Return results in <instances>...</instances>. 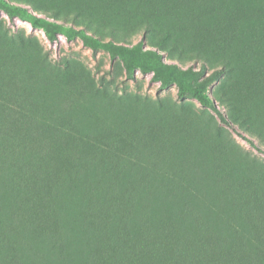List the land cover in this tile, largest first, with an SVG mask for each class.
<instances>
[{
    "label": "trees",
    "instance_id": "16d2710c",
    "mask_svg": "<svg viewBox=\"0 0 264 264\" xmlns=\"http://www.w3.org/2000/svg\"><path fill=\"white\" fill-rule=\"evenodd\" d=\"M22 1L42 15L6 0L0 8L44 27L51 40L61 32L138 58L142 41L133 49L119 41L142 31L182 59L264 83V0ZM68 82L23 37L11 43L0 34V232L20 245L26 261L15 264H264V168L247 171L249 193H232L217 156L204 167L184 151L188 137L179 153L168 151V131L157 132V146L111 126L106 142L93 138L75 116L96 90ZM241 90L230 92L241 99ZM40 91L55 108L41 104ZM192 92L229 122L200 89ZM249 95L246 102L261 94ZM202 137L212 140L205 128Z\"/></svg>",
    "mask_w": 264,
    "mask_h": 264
},
{
    "label": "rangeland",
    "instance_id": "374dc122",
    "mask_svg": "<svg viewBox=\"0 0 264 264\" xmlns=\"http://www.w3.org/2000/svg\"><path fill=\"white\" fill-rule=\"evenodd\" d=\"M6 1L42 15L41 11L32 9L22 0ZM0 34L11 43L23 37L32 51L41 52L52 69L66 74L73 89L96 90L97 98H86L82 111L75 116V124L81 131L91 125L92 137L106 142L104 131L111 126L114 133L123 129L134 134L143 144L156 146L160 140L157 132L168 131L173 140L168 151L175 153L183 150L188 137L191 147L185 145L184 151H193L204 167L218 157L227 184L225 187L229 188L227 191L241 187L245 189L244 193H249L247 191L255 186L253 180L249 183L246 173L264 168V83L248 84L246 71L230 77V70L221 64L182 59L151 42L142 31L119 41L129 49L142 41L140 57L128 53L113 57L109 51L87 45L77 36L67 37L59 32L51 40L44 27L11 16L3 8H0ZM104 39L111 38L105 36ZM150 50L157 52L158 56L152 55ZM219 68L225 72L212 82L208 80ZM230 80H234L237 86L231 87ZM195 88L216 104L228 123L194 97L192 91ZM230 89H242L240 92L244 96L241 99L233 97L236 93H231ZM258 92L261 95L253 102L243 99L247 94L250 97ZM39 96L46 109L47 106L55 108L51 95L40 91ZM155 122L159 123V128ZM201 128L211 134V141L200 138ZM214 142L217 146L213 145ZM190 185L195 186L191 181ZM71 213L74 214L72 209ZM73 218L77 216L73 215ZM14 237L11 233L0 232V264L26 261ZM77 256H83L80 248Z\"/></svg>",
    "mask_w": 264,
    "mask_h": 264
}]
</instances>
